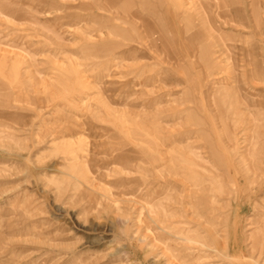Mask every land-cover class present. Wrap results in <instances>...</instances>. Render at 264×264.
Instances as JSON below:
<instances>
[{
    "label": "rangeland",
    "instance_id": "374dc122",
    "mask_svg": "<svg viewBox=\"0 0 264 264\" xmlns=\"http://www.w3.org/2000/svg\"><path fill=\"white\" fill-rule=\"evenodd\" d=\"M176 247L264 264V0H0V264Z\"/></svg>",
    "mask_w": 264,
    "mask_h": 264
},
{
    "label": "bare ground",
    "instance_id": "6f19581e",
    "mask_svg": "<svg viewBox=\"0 0 264 264\" xmlns=\"http://www.w3.org/2000/svg\"><path fill=\"white\" fill-rule=\"evenodd\" d=\"M197 235H198V237H196V238L199 239L198 241L200 242L201 246H207V241H206L205 237H203V236H201L199 234H197ZM171 251H172V256L175 259H177L179 263L183 264V263L187 262L186 257L184 256V252L186 251V248H184V247H176V248H173V250L171 249Z\"/></svg>",
    "mask_w": 264,
    "mask_h": 264
}]
</instances>
